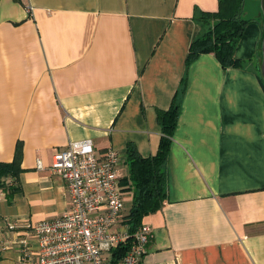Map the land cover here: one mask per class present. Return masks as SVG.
<instances>
[{
  "label": "crops",
  "instance_id": "0c3cea01",
  "mask_svg": "<svg viewBox=\"0 0 264 264\" xmlns=\"http://www.w3.org/2000/svg\"><path fill=\"white\" fill-rule=\"evenodd\" d=\"M218 7L0 0V164L20 168L19 191L0 189V264H25L21 255L39 248L32 227L69 210L66 182L50 170L57 152L92 139L99 153L118 151L127 177V147L157 152L159 112L184 81L168 197L144 220L154 236L142 264H264V86L251 67L261 62L263 14L259 0L245 1L242 68L214 54L188 65L201 14Z\"/></svg>",
  "mask_w": 264,
  "mask_h": 264
},
{
  "label": "built area",
  "instance_id": "2783aa9c",
  "mask_svg": "<svg viewBox=\"0 0 264 264\" xmlns=\"http://www.w3.org/2000/svg\"><path fill=\"white\" fill-rule=\"evenodd\" d=\"M119 164L118 151L99 153L92 139L71 141L53 156L50 170L66 182L69 210L32 227L39 248L21 255L23 263L111 264L112 251L131 239L120 264H142L154 235L147 225L129 233Z\"/></svg>",
  "mask_w": 264,
  "mask_h": 264
},
{
  "label": "trees",
  "instance_id": "16d2710c",
  "mask_svg": "<svg viewBox=\"0 0 264 264\" xmlns=\"http://www.w3.org/2000/svg\"><path fill=\"white\" fill-rule=\"evenodd\" d=\"M246 0H218L216 12L201 14L203 32L192 42L187 64H191L202 54H214L222 67L242 68L243 61L238 59L243 33L249 21L243 19ZM260 80H263L260 76ZM264 86V83H263ZM186 82L175 96L171 107L159 112L162 137L157 152L150 157H143L137 148L130 144L127 147L129 175L121 180L124 191H132V208L124 219L129 225V233L134 235L144 225L146 217L162 208L168 197L167 162L171 149L174 131L180 114V96L185 92ZM20 168L18 159L12 164H0V189L13 195L19 188L16 184ZM11 180V182H10ZM130 240L112 251L111 264H120L128 252Z\"/></svg>",
  "mask_w": 264,
  "mask_h": 264
},
{
  "label": "rangeland",
  "instance_id": "374dc122",
  "mask_svg": "<svg viewBox=\"0 0 264 264\" xmlns=\"http://www.w3.org/2000/svg\"><path fill=\"white\" fill-rule=\"evenodd\" d=\"M259 5H260V0H259ZM246 8H247V11H249V5ZM245 12H246V10H245ZM244 16H246V14H244ZM250 18H251V16H250ZM253 61H255L254 58H253ZM251 67L259 74V76H261L263 83H264V78L262 77V74L260 71V65L258 66V64L256 62H254ZM121 169L126 173L127 167L125 166V164L122 165ZM124 196H125V200H124L125 205H124L123 215L128 216L130 213V210L132 208L133 197L127 191H124Z\"/></svg>",
  "mask_w": 264,
  "mask_h": 264
},
{
  "label": "water",
  "instance_id": "95a60500",
  "mask_svg": "<svg viewBox=\"0 0 264 264\" xmlns=\"http://www.w3.org/2000/svg\"><path fill=\"white\" fill-rule=\"evenodd\" d=\"M260 9L263 14V22H262V30H263V38L261 42V62H260V71L262 74V77L264 78V0H260Z\"/></svg>",
  "mask_w": 264,
  "mask_h": 264
}]
</instances>
